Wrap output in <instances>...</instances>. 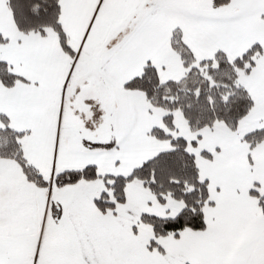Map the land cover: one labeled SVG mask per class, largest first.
Returning a JSON list of instances; mask_svg holds the SVG:
<instances>
[{
    "label": "snow or ice",
    "instance_id": "1",
    "mask_svg": "<svg viewBox=\"0 0 264 264\" xmlns=\"http://www.w3.org/2000/svg\"><path fill=\"white\" fill-rule=\"evenodd\" d=\"M0 264H264V0H0Z\"/></svg>",
    "mask_w": 264,
    "mask_h": 264
}]
</instances>
